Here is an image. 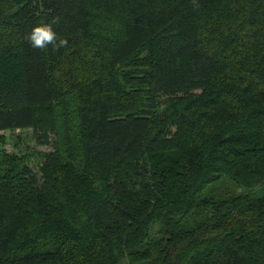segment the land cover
Returning a JSON list of instances; mask_svg holds the SVG:
<instances>
[{"label": "trees", "instance_id": "16d2710c", "mask_svg": "<svg viewBox=\"0 0 264 264\" xmlns=\"http://www.w3.org/2000/svg\"><path fill=\"white\" fill-rule=\"evenodd\" d=\"M0 264H264V0H0Z\"/></svg>", "mask_w": 264, "mask_h": 264}, {"label": "rangeland", "instance_id": "374dc122", "mask_svg": "<svg viewBox=\"0 0 264 264\" xmlns=\"http://www.w3.org/2000/svg\"><path fill=\"white\" fill-rule=\"evenodd\" d=\"M74 104V101H72ZM72 109H76L73 105ZM6 136V144L4 149L9 153H15L24 157V161L29 165L36 173L40 175L39 167L46 153L53 151L57 141H60L62 145V131L59 135L53 132L48 133V142H44V132L39 129H17L7 130L1 132ZM217 193L218 197L224 198L227 196L238 195L243 192V189L237 187V185L230 179L224 178L223 181L216 183L214 186H209L208 190L203 195V198H209L210 194Z\"/></svg>", "mask_w": 264, "mask_h": 264}, {"label": "clouds", "instance_id": "9594fccd", "mask_svg": "<svg viewBox=\"0 0 264 264\" xmlns=\"http://www.w3.org/2000/svg\"><path fill=\"white\" fill-rule=\"evenodd\" d=\"M33 48L46 49L49 45L53 46V50L68 45L66 38H59L53 28L52 23H40L33 27L31 32L25 37Z\"/></svg>", "mask_w": 264, "mask_h": 264}]
</instances>
